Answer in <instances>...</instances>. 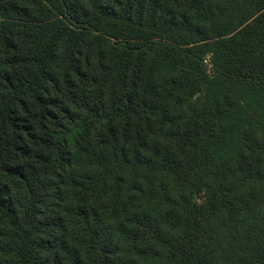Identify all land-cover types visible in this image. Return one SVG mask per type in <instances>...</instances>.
<instances>
[{
  "label": "trees",
  "instance_id": "16d2710c",
  "mask_svg": "<svg viewBox=\"0 0 264 264\" xmlns=\"http://www.w3.org/2000/svg\"><path fill=\"white\" fill-rule=\"evenodd\" d=\"M0 264H264V0H0Z\"/></svg>",
  "mask_w": 264,
  "mask_h": 264
}]
</instances>
